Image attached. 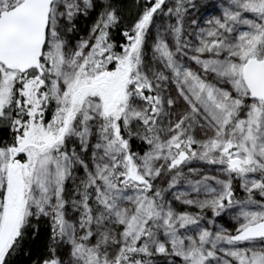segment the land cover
Wrapping results in <instances>:
<instances>
[{"label": "snow or ice", "instance_id": "6c2138e0", "mask_svg": "<svg viewBox=\"0 0 264 264\" xmlns=\"http://www.w3.org/2000/svg\"><path fill=\"white\" fill-rule=\"evenodd\" d=\"M41 223L31 264H264V0H0V264Z\"/></svg>", "mask_w": 264, "mask_h": 264}, {"label": "trees", "instance_id": "16d2710c", "mask_svg": "<svg viewBox=\"0 0 264 264\" xmlns=\"http://www.w3.org/2000/svg\"><path fill=\"white\" fill-rule=\"evenodd\" d=\"M115 2L123 9L125 16L135 14V6L132 0H115ZM47 240V226L40 225L39 233L30 238L24 247V250L18 253L15 257L16 264H31V259L39 254L40 249L43 247ZM31 251V255H29Z\"/></svg>", "mask_w": 264, "mask_h": 264}, {"label": "rangeland", "instance_id": "374dc122", "mask_svg": "<svg viewBox=\"0 0 264 264\" xmlns=\"http://www.w3.org/2000/svg\"><path fill=\"white\" fill-rule=\"evenodd\" d=\"M210 2H211V0H198V3H210ZM132 3L135 6V0H132ZM85 23H87V22L81 21V26H83ZM220 222L223 223L227 227L231 226L230 218L227 216H225L224 219ZM41 224H43V223H41Z\"/></svg>", "mask_w": 264, "mask_h": 264}]
</instances>
